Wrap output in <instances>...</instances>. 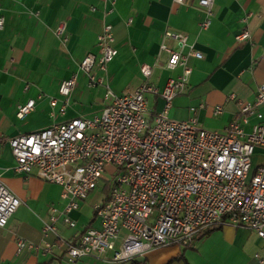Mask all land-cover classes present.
<instances>
[{"label": "crops", "instance_id": "crops-1", "mask_svg": "<svg viewBox=\"0 0 264 264\" xmlns=\"http://www.w3.org/2000/svg\"><path fill=\"white\" fill-rule=\"evenodd\" d=\"M198 1L0 0L4 21L0 30V182L20 203L7 226L0 229V264H67L66 244L93 223L92 217L78 231L64 226L59 218L56 235L44 236L48 210L55 209L59 199L52 200L44 215L38 213L41 201L48 197L47 188L62 189L16 174L8 140L72 119L99 116L106 90L128 95L145 83L161 90L169 78L181 75L179 68L167 69L162 46L188 55L186 64L191 69L183 93L172 102L171 119L184 122L194 118L200 128L223 133L237 117L238 103L253 100L257 87L264 85V0H213L207 28L202 27L206 15L199 10ZM60 24L65 25V31L57 35ZM103 26L112 29L117 55L105 73L92 70V75L102 78V84L88 88L87 76L79 65L87 54L95 52ZM245 27L251 40L237 44L235 37ZM166 34L184 35L186 47L180 49ZM191 50L202 59L189 56ZM144 66L151 69L148 80L141 75ZM72 76L75 86L64 115H59L63 102L59 86ZM146 98L150 109L160 107L152 96ZM29 100L34 101V108L19 120L17 111ZM50 100L58 101L57 109L51 110ZM217 106L222 107L220 115H214ZM259 111L264 118V107ZM256 122L250 118L245 132ZM263 164L264 151L257 149L252 166ZM80 209L81 205L77 214ZM17 239L40 247L48 245L50 253L18 252ZM173 247L153 250L128 264H258L255 256L264 255L263 239L247 228L230 225L183 253L166 251ZM110 258L106 253L99 258H82L77 264H113Z\"/></svg>", "mask_w": 264, "mask_h": 264}, {"label": "built area", "instance_id": "built-area-1", "mask_svg": "<svg viewBox=\"0 0 264 264\" xmlns=\"http://www.w3.org/2000/svg\"><path fill=\"white\" fill-rule=\"evenodd\" d=\"M212 5L213 0L198 1L199 10L206 15L203 28L211 24ZM3 25L0 16V30ZM64 31L65 25L60 24L56 34ZM166 36L180 49L187 45L182 34ZM250 40L246 27L235 37L237 44ZM161 50L167 56V69L181 70L161 90L148 83L128 95L106 90L99 116L72 119L7 142L16 174L62 189L63 211L50 210L42 228L44 236L56 235L59 218L74 229L72 214L105 183L106 168H114L112 179L104 184L108 188L105 200L93 207V223L66 244L67 264L106 253L111 254L113 264H128L156 249L188 248L198 234L225 225L247 228L264 240V164L252 166L256 150L264 151V118L259 111L264 107V85L257 87L252 101L238 103L237 117L223 133L200 128L194 118L175 121L169 111L173 100L183 93L191 69L186 64L188 55L165 46ZM116 55L112 29L103 26L95 52L79 65L88 88L102 84L92 70L105 73ZM189 56L202 59L192 50ZM140 71L148 80L151 69L144 66ZM74 86L75 76L61 82L58 91L63 102L58 108V101L50 100L51 110L58 108L59 115H64ZM147 96L155 98L160 107L150 109ZM34 104L29 100L20 106L17 118L25 119ZM221 112L222 107H215L214 115ZM250 118L257 122L245 132ZM19 204L0 182V229L7 226ZM16 248L43 255L51 250L48 245L40 247L20 239ZM255 259L264 264V255Z\"/></svg>", "mask_w": 264, "mask_h": 264}, {"label": "rangeland", "instance_id": "rangeland-1", "mask_svg": "<svg viewBox=\"0 0 264 264\" xmlns=\"http://www.w3.org/2000/svg\"><path fill=\"white\" fill-rule=\"evenodd\" d=\"M115 173L114 168L112 166H108L106 168V172L104 174V182H108L110 179H112V175ZM41 184H43L45 187H48L50 185L44 183L43 181L38 180ZM104 183V184H105ZM104 184H101L94 192H92L87 199L81 204V209L79 214L72 215L73 218H77L75 228L78 231L83 230V226L89 222V220L93 217V207L95 205H98L102 203L105 200V195L102 193V189L105 186ZM56 189V188H55ZM46 193L48 195L47 199L41 201V208H39L38 213L39 215H44L46 211L48 210V206L51 205L52 200L59 199V204L55 205V210L60 213L63 211V201L61 199L62 191L59 189L53 190V189H46ZM50 210H48L49 212ZM47 212V213H48ZM186 250V248H181L179 246L170 248L166 250L168 253H177L182 252Z\"/></svg>", "mask_w": 264, "mask_h": 264}, {"label": "trees", "instance_id": "trees-1", "mask_svg": "<svg viewBox=\"0 0 264 264\" xmlns=\"http://www.w3.org/2000/svg\"><path fill=\"white\" fill-rule=\"evenodd\" d=\"M102 193H103L104 195H107V193H108L107 185H105V186L103 187V189H102ZM220 229H221V227L212 228V229L206 230V231H204V232L198 234V235L194 238V240H193V244L196 243V242L201 241L203 238H205V237L211 235L212 233H214V232H216V231H219ZM193 244H192V245H193ZM189 248H191V246H189V247L186 248V249H189Z\"/></svg>", "mask_w": 264, "mask_h": 264}]
</instances>
